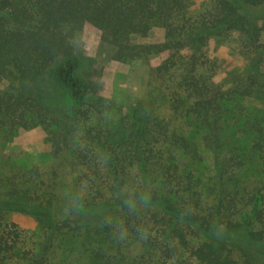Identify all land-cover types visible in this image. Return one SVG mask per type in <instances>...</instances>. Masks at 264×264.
<instances>
[{"label": "trees", "instance_id": "trees-1", "mask_svg": "<svg viewBox=\"0 0 264 264\" xmlns=\"http://www.w3.org/2000/svg\"><path fill=\"white\" fill-rule=\"evenodd\" d=\"M192 4L0 0V134L42 126L52 153L68 149L77 166L64 211L53 208L37 168L11 173L0 182V264H51L56 240L88 237L91 228L101 237L97 247H89L93 260L121 264L99 245L113 237L106 220L127 226L134 235L138 225H148L149 239L137 238L162 263L187 251L197 264H236L232 247L242 239L264 252V112L247 117L242 105L264 66V15L256 19L246 8L264 5V0ZM85 23L101 30L113 47V59L157 57L153 71H177L171 94L181 91L188 102L170 96L173 116L162 114L153 99L136 102L117 126L94 123L99 106L91 99L95 83L80 72L71 43ZM149 35L146 43L132 40ZM212 38L233 39L248 62L246 70L231 72L225 83L217 84L213 71L207 72L214 64L205 51ZM54 88L69 101L68 110L55 100ZM226 129L243 136L240 145L249 139V156L259 167L251 171L258 175L255 182L244 181L247 161L241 147L221 137ZM147 192L152 196L148 209L140 207L133 215L122 206L128 195ZM14 213L33 218L36 241L27 245Z\"/></svg>", "mask_w": 264, "mask_h": 264}, {"label": "rangeland", "instance_id": "rangeland-1", "mask_svg": "<svg viewBox=\"0 0 264 264\" xmlns=\"http://www.w3.org/2000/svg\"><path fill=\"white\" fill-rule=\"evenodd\" d=\"M192 1L194 4L191 7L199 8V6L205 5L206 0ZM246 11L249 16L259 19L261 15H264V5L247 7ZM150 39L151 35L132 37L134 42L146 43ZM71 43L78 58L80 72L91 77L95 83L96 93L91 99L99 106L97 105V109L93 113L94 123L106 124L109 128L117 126L125 118L124 114L132 105L136 102L145 104L152 99L162 114L173 116L169 109L170 96L180 97L183 101H187L186 94L181 91H179V95L171 94L172 89L176 86L177 71H171L169 74L153 71L152 66L159 61L157 57L131 61L113 59V47L104 39L101 30L92 24L85 23L79 31L75 32L72 35ZM235 45L231 38L229 41L212 38L205 48L206 56L208 55L210 60L214 61V64L210 65L211 71L207 70V72L212 73L213 71L212 80L217 84L227 82L231 72L246 70V65H248L246 57ZM262 57H264V53ZM254 80L253 94L247 96L242 102V105L245 106L246 116H251V118V112H264V66L263 72L257 75ZM244 83L247 82L244 80ZM3 84H0V88ZM47 85L50 88V85ZM53 91L56 93L55 100L59 106L68 110L69 101L66 103V99L58 89L54 88ZM247 117L241 116V120L244 121ZM179 123H182L187 134L193 132L192 127L186 125L185 121ZM192 135L197 138L196 133L193 132ZM221 137L227 141L228 145L236 144L242 148L241 152L247 161L242 177L247 184L255 182L258 175L254 176L255 173L252 174L251 171H257L259 167L254 164V161L257 162L255 156L253 159L249 156L251 152L249 139L243 140V138V145H240L239 141L243 136L240 137L239 133L230 129L223 130ZM48 138L49 135L46 134L42 126L27 129L18 128L12 134L4 136L0 134V182L5 183L4 180L11 173L37 168L41 179L48 186L46 190L52 200L53 208L56 211H64V201L65 197L67 198L66 188L72 182L75 173L72 171L77 166L68 149H63L57 154L52 153ZM12 217L27 235V245L31 241L37 240V225L33 218L19 213L12 214ZM90 230L88 237L87 234L81 236L63 235L58 241L56 240L51 253V264H98V261L93 260L89 247H97L101 237L100 233H95L92 228ZM89 238L93 243L95 242V245L88 242ZM244 240L242 239L240 246L236 243L238 245L236 249H234L236 246L232 247L231 254L237 261L236 264H264V252H260L259 248L255 247L259 245L250 246ZM99 245L108 247L105 254L112 253V261H120L121 264L198 263L187 251H183V253L178 251L175 257L165 263L160 260L156 261L154 253L146 249L142 241L131 231H129V238L123 243H117L113 237H105L99 242Z\"/></svg>", "mask_w": 264, "mask_h": 264}, {"label": "clouds", "instance_id": "clouds-1", "mask_svg": "<svg viewBox=\"0 0 264 264\" xmlns=\"http://www.w3.org/2000/svg\"><path fill=\"white\" fill-rule=\"evenodd\" d=\"M137 199L139 200V205L137 203ZM152 204V196L151 192L140 193L138 196L136 194H130L122 200V206L126 207L129 210L130 214L135 215L139 208L142 207L144 209H148ZM82 206V205H81ZM105 223L109 224L110 227L113 228V238L117 243H123L129 238V229L127 226L123 224L113 225L109 221H105ZM135 232L137 237L140 240L146 241L152 235V232L149 230L148 225H138L135 228Z\"/></svg>", "mask_w": 264, "mask_h": 264}]
</instances>
